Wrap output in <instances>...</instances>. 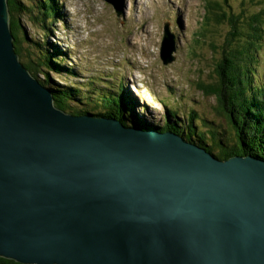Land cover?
<instances>
[{
	"label": "water",
	"instance_id": "obj_1",
	"mask_svg": "<svg viewBox=\"0 0 264 264\" xmlns=\"http://www.w3.org/2000/svg\"><path fill=\"white\" fill-rule=\"evenodd\" d=\"M106 1L123 13L124 0ZM168 27L164 64L176 48ZM13 39L0 0V257L264 264V164L250 155L220 159L173 132L68 113Z\"/></svg>",
	"mask_w": 264,
	"mask_h": 264
},
{
	"label": "rangeland",
	"instance_id": "obj_2",
	"mask_svg": "<svg viewBox=\"0 0 264 264\" xmlns=\"http://www.w3.org/2000/svg\"><path fill=\"white\" fill-rule=\"evenodd\" d=\"M219 1L224 8L223 1H228L235 13L244 12L247 19L240 18L238 24L252 20L250 13L264 11L262 0ZM58 2L62 14L48 19L49 28L45 26V30L26 15H18L22 32L19 33L23 48L22 56H19L21 61L32 58L26 52L28 43L46 35L52 44L48 45L50 52L57 50L59 59L56 62L60 61V65L77 72L64 75L51 70L49 74L53 82L89 85L87 90L91 93H81L85 97L104 93L106 89L96 82L109 81V87H120L125 94L130 90L138 104L137 112H143L154 125L162 124L165 118L161 99L166 106L186 113L193 109L197 117L208 122L206 127L223 132V138L231 144L233 129L225 114L217 109L216 95L210 91L220 79L216 69L221 58L220 45L227 35L231 44L234 37L244 40L246 36H235L234 31L229 35L232 27L222 18L216 20L208 0H124L120 15L117 7L106 0ZM260 5L262 9H259ZM260 17L262 33L255 51L256 75L252 78L254 84L264 87V13ZM166 24L176 36V48L167 55L172 60L164 64L160 58V45ZM90 81L93 84H88ZM179 118L183 119V115ZM220 149V146L212 145L214 153H219Z\"/></svg>",
	"mask_w": 264,
	"mask_h": 264
},
{
	"label": "trees",
	"instance_id": "obj_3",
	"mask_svg": "<svg viewBox=\"0 0 264 264\" xmlns=\"http://www.w3.org/2000/svg\"><path fill=\"white\" fill-rule=\"evenodd\" d=\"M7 3L10 12V27L14 36L13 43L19 56H22L23 52L18 23L20 13L26 15L31 22L38 24V27L43 26L42 30L47 28L45 26L49 28L48 19L57 18L62 14L58 0H7ZM207 3L210 10L215 13L216 20L222 18L228 21L227 25L232 27L229 35H232L234 31L235 36H246L244 40L234 37L232 40L234 43L231 44L227 35L220 45L221 58L216 67L220 79L219 82L214 83L210 91L211 94L216 95L217 109L225 114L228 124L233 129L231 144L226 138H223V132L217 131L213 127H206L208 122L197 117L193 109L186 113L177 110V108L166 106L167 103L161 99L160 102L165 108V118L162 124L154 125L146 119L143 112H137L138 104L130 90H127L125 94L120 87H109V81L103 84L96 82L101 84L102 89H106L104 93L87 94L85 97L81 93L84 91L91 93L87 90L90 88L89 85L80 86L75 82L69 84L53 82L49 74L51 70L64 73V75H74L77 72L70 67L60 65V61L56 62V59H59L57 50L50 52L48 45L52 44L48 42L46 35L40 36L43 37L42 39H32L28 43L26 52L31 54L32 58L22 61V63L32 74L37 75L43 85L52 91L55 99L54 104L68 113L76 115L89 113L117 119L123 125L132 128L173 132L212 153H214L212 145H218L221 147L220 152L214 154L220 159L232 155H253L264 158V87L261 84H254L252 78V75H256L254 74L255 51L258 49L257 46L261 39L262 21L260 15L264 11L252 12L250 13L253 15L252 20L238 24L240 18L247 19L243 11L239 10L240 12L235 13L228 1H223L226 8L222 7L219 0H208ZM262 8L260 5L259 9ZM237 40L238 42H236ZM88 84H93V81ZM71 108H75V110ZM180 115H183V119L179 118ZM0 264L21 263L0 257Z\"/></svg>",
	"mask_w": 264,
	"mask_h": 264
},
{
	"label": "bare ground",
	"instance_id": "obj_4",
	"mask_svg": "<svg viewBox=\"0 0 264 264\" xmlns=\"http://www.w3.org/2000/svg\"><path fill=\"white\" fill-rule=\"evenodd\" d=\"M5 5H6V7H7V9L9 8L8 6H7V4H6V0H5ZM49 89V88H48ZM50 93H51V99H52V102L53 103H55V99H54V96H53V93H52V91H50ZM53 103H52V105H53ZM55 105V104H54ZM56 106V105H55ZM57 107V106H56ZM253 159L252 160H255V161H257V162H260V163H262V164H264V158H261V157H257V156H253V155H250Z\"/></svg>",
	"mask_w": 264,
	"mask_h": 264
},
{
	"label": "clouds",
	"instance_id": "obj_5",
	"mask_svg": "<svg viewBox=\"0 0 264 264\" xmlns=\"http://www.w3.org/2000/svg\"><path fill=\"white\" fill-rule=\"evenodd\" d=\"M37 78V77H36ZM39 80V79H38ZM40 81V80H39ZM41 82V81H40Z\"/></svg>",
	"mask_w": 264,
	"mask_h": 264
}]
</instances>
